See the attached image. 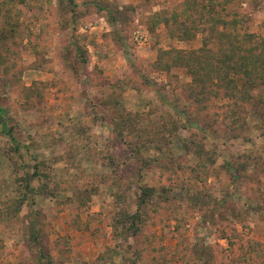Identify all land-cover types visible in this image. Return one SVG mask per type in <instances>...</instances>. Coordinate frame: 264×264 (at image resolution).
I'll list each match as a JSON object with an SVG mask.
<instances>
[{"label":"rangeland","instance_id":"rangeland-1","mask_svg":"<svg viewBox=\"0 0 264 264\" xmlns=\"http://www.w3.org/2000/svg\"><path fill=\"white\" fill-rule=\"evenodd\" d=\"M26 1L0 17L9 33L0 44V264H36L31 221L53 264H264V86L255 91L263 104L238 101L237 126L224 90L211 99L192 92L174 56L200 49L207 33L179 37L180 23L198 17L187 0ZM222 15L243 17L231 30L264 44V0ZM129 115L137 124L122 132ZM173 125L179 130L165 131ZM155 134H165L166 153L142 157L167 165L147 167L132 147ZM184 139L215 156L202 182ZM36 172L32 186L53 193L20 203L17 178ZM142 186L169 187L173 200L126 240L114 219L136 210Z\"/></svg>","mask_w":264,"mask_h":264},{"label":"trees","instance_id":"trees-1","mask_svg":"<svg viewBox=\"0 0 264 264\" xmlns=\"http://www.w3.org/2000/svg\"><path fill=\"white\" fill-rule=\"evenodd\" d=\"M9 1L12 7H8ZM249 1L252 0H187L188 11L198 17L196 18L197 20L191 21V25L180 23L181 32L179 37L182 40H191L196 37L197 33H201V31L206 32L207 36L203 39V46L200 49L191 52L180 51L174 56V64H178L188 70L192 79L190 88L195 95L211 99L213 95L217 96L224 90L226 96L235 101L234 105H236V108L233 110L231 116L232 123L235 126L239 125L240 121L241 106L238 104L239 100L245 103L251 102L252 99L263 101L262 97L256 94L255 91L264 86V44L258 43L255 40L256 36L254 34L246 33L243 37L244 40L241 39V36L238 33H234L231 28L244 24L243 17L231 21L223 17L222 12L226 10L228 5L236 2L245 4ZM68 2L71 7L75 5L73 0H68ZM26 3V0H8L4 4H0V17H6V14H9V17L14 16L15 10H18L17 5H25ZM175 21L177 23V20ZM163 22L166 26H169L170 18L163 16ZM111 25H114L113 21H111ZM6 29L7 27H0V44L8 39L9 33L7 34ZM16 31L15 27L13 33H16ZM163 55L168 56L170 52H163ZM79 57L83 59V54L80 53ZM162 65L164 70L169 71L173 64L167 62ZM239 75H244L246 78L241 86L239 85L240 80L236 79ZM2 111L0 108V112ZM259 115L261 116V112ZM132 117L129 115L126 118L123 123L126 124L125 127L121 123L119 129L122 132L126 128L137 124ZM0 121L2 122L1 117ZM191 126L192 124L189 123V126H186V128H190ZM178 130L176 125H173L171 128L166 127L165 129V131L171 132L170 134ZM160 138L164 139L165 134L163 136L155 134L147 137L141 135V137L139 136L141 145L137 142L135 148L132 147V153L136 152L139 154L141 156L139 158L140 161L144 158L142 162L147 167L153 163L167 165L160 164L163 161L162 158L142 157L145 151L166 153V150H164L166 146L159 141ZM146 139L149 140L145 141ZM165 140L167 142V139ZM170 144L172 145L173 143L171 142ZM182 149L185 155L191 157L196 164L192 172L193 177H196L197 182H202L204 177L209 176V168L215 164V156L207 150L206 143L202 141L195 142L192 139H184ZM169 157L176 164L178 161L176 155L173 153ZM36 173L17 178L18 191L22 194V197L19 199L20 203H25L30 197L39 196L42 193L46 195L53 193L47 185H43L40 188L32 186L35 177L38 175ZM189 189L188 191L190 192ZM171 193V188L165 186L159 189L142 186L136 201V210L133 213L123 210L114 219L116 233L126 240L138 236L142 232L143 226L151 217V212H156L158 207L163 203L173 200ZM195 194L198 201L201 194L198 192ZM202 201H205L203 197ZM206 203L208 204V202H204V205H207ZM42 237L43 234L38 223L31 221L29 243L34 250L36 264H53L52 258L45 252Z\"/></svg>","mask_w":264,"mask_h":264}]
</instances>
